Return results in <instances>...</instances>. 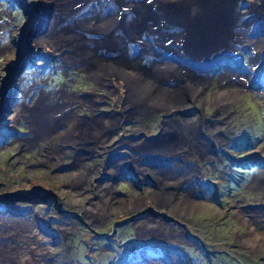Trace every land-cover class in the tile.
I'll return each instance as SVG.
<instances>
[{"label": "rangeland", "instance_id": "1", "mask_svg": "<svg viewBox=\"0 0 264 264\" xmlns=\"http://www.w3.org/2000/svg\"><path fill=\"white\" fill-rule=\"evenodd\" d=\"M247 1L263 4V0H234L239 14H244ZM153 9L148 7L149 12ZM57 14L53 0H0V219L17 221L19 227L33 223L50 241V264H125L130 255L148 258L160 250L170 258L181 253L188 264H237L235 258L243 264H264V34L258 35V24L253 25L257 36L251 42L239 43L233 51L209 52L203 66L195 62L188 66L194 72L200 68L204 82L209 77L197 90L190 87L194 95L162 82L147 93L139 88L129 99L125 79L105 72L96 83L83 67L68 63L64 53L40 40L48 35ZM31 16L39 23L33 29ZM59 25L66 26L63 19ZM156 52L154 56H160L158 48ZM107 83L114 88L112 94ZM158 88L174 89L182 103H165V108L156 97L151 103ZM56 105L50 140L33 138L30 116H38L43 106ZM71 111L83 123L95 119L107 123L112 118L116 123L96 137L64 140L60 137L68 134L63 129L67 124L58 119ZM153 136L156 139L150 140ZM168 141L179 149L174 146L170 153H161ZM151 143L155 145L149 149ZM111 155L122 157L118 165L129 158L164 163L180 158L196 164L182 165L185 169L177 174L173 171L167 184L161 175L168 173H161V187L170 200L157 203L150 196L157 190L151 186L138 191L124 178L115 180L121 172L108 160ZM106 158L112 169L104 168ZM190 173H202L199 188L184 189L182 198L172 194L171 181ZM3 230L0 226L4 243ZM246 238L249 243H242ZM12 240L16 253L7 257L9 261L3 258L2 264L21 262L18 240ZM203 248L211 253L208 257L202 255ZM22 254L34 258L29 250ZM167 262L168 257L145 264Z\"/></svg>", "mask_w": 264, "mask_h": 264}, {"label": "bare ground", "instance_id": "2", "mask_svg": "<svg viewBox=\"0 0 264 264\" xmlns=\"http://www.w3.org/2000/svg\"><path fill=\"white\" fill-rule=\"evenodd\" d=\"M53 2L58 14L52 21L48 35L40 40L49 42L64 53L68 63L73 64L75 61L76 66L83 67L87 75L96 83H99L105 72L125 79L129 91L128 98H131L133 93L141 87L143 92L146 90L147 93L154 88L153 86L160 85L162 82L169 83L173 88L181 87L185 90L184 93L191 96L194 92L190 87L197 90L198 88L195 87L209 82V77L204 82L205 75L202 74V70H199L200 68L197 72L189 68L192 62L203 66L210 58L209 52L233 51L239 43L251 42L252 38L257 36L256 31L259 32L258 35L264 34V0L261 6L247 1L246 6L243 5V9L247 7V12L244 10L243 15L238 13L234 0H171L169 2L162 0H53ZM93 7L98 9L99 13ZM148 7L151 9L154 7V13L149 12ZM28 8L33 15L36 14L33 7L28 6ZM89 12L96 14L91 15ZM62 19L66 26L59 25ZM255 24H258L256 31L253 30ZM47 26L48 24L42 33L45 34ZM156 48L160 50V56H154L157 53ZM169 54L172 58L165 59ZM165 60L171 61L172 64L162 62ZM204 69L207 70V68ZM105 87L108 93H113L114 88L110 83H107ZM152 97L151 103L156 97L164 102L162 106L165 108L168 106L165 103L169 106L170 103L176 106L182 103L174 89L161 92L158 88ZM161 102L159 103L162 104ZM57 109V105L56 107L43 106L39 113L35 111L38 116L31 115L30 110L27 111L28 115H31L28 125L31 128L30 133L34 132L33 138H41L42 141L50 140L48 136L52 129L51 114L57 113ZM17 110L20 111L21 106H18ZM61 118L58 121L62 120L65 125L67 124L63 129L68 134L60 137L64 140L68 138L73 140L77 135L89 137L92 134L96 137L103 128L116 123L115 118H112L110 122L106 121L107 123L97 119L92 124L83 123L72 111ZM85 127L91 128L90 131L86 132ZM158 142L160 141L156 143ZM96 143L101 145L97 140ZM75 144L85 147L83 142L77 140ZM151 144L148 146L149 149L155 145V143ZM165 144L159 149L162 150L161 153H170L174 146L176 150L179 149L176 143L168 141ZM202 145L210 146L205 142ZM52 149L58 151V148L53 146ZM205 153L207 152H200V154ZM49 160L51 159L48 157ZM110 162L115 163L111 159ZM116 164L114 166L118 165ZM84 175H88L87 170ZM163 178L166 184L170 180L166 179L167 176ZM150 196L157 203L170 200L167 190L163 193L153 192ZM12 223L7 218L0 219V226L5 231L3 236L6 238L4 243L0 240V264L3 258L9 261L7 257L11 255L14 257L16 251L11 250L15 246L12 239L18 240L21 233L27 235L26 238L20 237V241L16 242L18 249H21V262L6 264H40V262L50 264L48 258L51 253L50 241L41 235L37 228L35 229L33 223L25 222V225L21 227L18 226L17 221ZM26 223L30 225L27 226ZM241 242L249 243V240L246 238ZM30 245L35 249H29ZM23 249L27 252L29 250L35 259H27L22 254ZM37 253L41 254L40 259L37 258Z\"/></svg>", "mask_w": 264, "mask_h": 264}, {"label": "flooded vegetation", "instance_id": "3", "mask_svg": "<svg viewBox=\"0 0 264 264\" xmlns=\"http://www.w3.org/2000/svg\"><path fill=\"white\" fill-rule=\"evenodd\" d=\"M155 139H156V136H153L152 138H150V140H155ZM110 159L114 160L115 161L114 164H116V161L117 162L120 161L119 159H122V157L120 155H118L117 157H113L111 155L108 157L109 161H110ZM131 159L132 158L127 159L126 163L119 164L120 166L116 164L118 170L121 172V176L117 175V178H115V180L119 181L122 178H124V179H126L127 182L129 181V182L133 183V185L135 187H137L138 191H140L145 186H151L152 190H157V191L159 190L161 193H163V191L166 190V189L161 188V184H163L161 179H160L161 173H163V172L165 174L168 173V174H166L167 177L173 179V171H175L176 174L180 173L182 171V169H185V168H182V165H192L193 163H195L193 160L191 162H189L186 160H182L180 158H174L173 160L167 161L165 163L162 162V160H159V162L149 161V160H148V162H147V160H145V162H141V160H138V159H132V160ZM164 164L169 165V166L165 169L163 166ZM103 165H104V168L112 169L110 167L112 165L108 163L107 158L105 161H103ZM195 170H197V167H193V171H195ZM200 174H202V173H190V174H187V175H184V176L178 178L177 182L171 181V183L174 185L169 186V188L171 187L170 192L172 194H176L177 196L181 195V198H182V196L186 195V193L183 192L184 189L192 188L194 190V189L199 188L200 182H201L200 177L202 176ZM112 175L116 177L115 173H112ZM150 175H152L153 179H155V180H152L151 179L152 176H150ZM169 176H172V177H169ZM162 177H164V176L161 175V178ZM235 177H236V175L234 174L229 178H231V180H233V178H235ZM157 183H158V185H157ZM180 183H185L186 186H184ZM152 190H150V191H152ZM150 191H147L146 193H148ZM214 192H215V189H214ZM139 194H141V193H139ZM187 195H189V194H187ZM142 199H144V198H142L140 196L139 200H142ZM179 200H181V199H179ZM150 212H152V211H150ZM159 214H161V213H159ZM119 222H114L115 223L114 226L119 224ZM172 235L174 237L180 238L177 235V233H173ZM93 238H95V237H93ZM152 241H155V240H152ZM129 246H131V245H129ZM129 246H128V248H129ZM133 247H134V245L132 246V250H133ZM201 247H202V245L200 246V248ZM202 250H204L205 253L202 254V251H201V254L205 257H208V254H211L205 248H203ZM150 255H151V257H148V258H143L142 255H141L142 257H139V254H137V253L135 255H132V256L130 255V256H128L129 259H127V261H129L130 263H125V264H145L149 259H155L158 261L159 260L165 261L167 259V257L169 258V262H167V264H175V262H177V261L180 263L183 261V264H188V261L185 260L186 258L183 257L181 253L176 254V256L178 258H170L169 254L165 253L163 250H160V252H158V253L150 252ZM212 255L214 256L215 254H212ZM182 258H185V259L183 260ZM235 261L237 264H243L240 260H238L236 258H235Z\"/></svg>", "mask_w": 264, "mask_h": 264}, {"label": "water", "instance_id": "4", "mask_svg": "<svg viewBox=\"0 0 264 264\" xmlns=\"http://www.w3.org/2000/svg\"><path fill=\"white\" fill-rule=\"evenodd\" d=\"M35 21H36L35 18L33 16H31L30 26L32 29L35 27V24H37V22H35ZM37 25H39V23Z\"/></svg>", "mask_w": 264, "mask_h": 264}]
</instances>
